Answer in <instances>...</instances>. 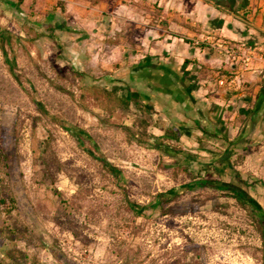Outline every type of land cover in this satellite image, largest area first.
Segmentation results:
<instances>
[{"label": "rangeland", "instance_id": "374dc122", "mask_svg": "<svg viewBox=\"0 0 264 264\" xmlns=\"http://www.w3.org/2000/svg\"><path fill=\"white\" fill-rule=\"evenodd\" d=\"M27 15L0 10V264H14L12 249L23 264H264L252 204L227 189H182L210 173L264 211V181L174 157L153 113L126 103L127 84Z\"/></svg>", "mask_w": 264, "mask_h": 264}, {"label": "crops", "instance_id": "0c3cea01", "mask_svg": "<svg viewBox=\"0 0 264 264\" xmlns=\"http://www.w3.org/2000/svg\"><path fill=\"white\" fill-rule=\"evenodd\" d=\"M4 7L43 18L80 63L127 84L167 131L160 136L174 157L264 181V70L244 74L237 92L220 88L226 56L200 43L213 33L264 50V0H0Z\"/></svg>", "mask_w": 264, "mask_h": 264}, {"label": "trees", "instance_id": "16d2710c", "mask_svg": "<svg viewBox=\"0 0 264 264\" xmlns=\"http://www.w3.org/2000/svg\"><path fill=\"white\" fill-rule=\"evenodd\" d=\"M2 37H10L9 33L7 34L6 32H1ZM110 80V79H109ZM111 81V80H110ZM128 94V91H127ZM126 94V96H127ZM133 102L139 110H146V111H152V108L149 106H145L140 102L139 96L135 93L130 92L128 95V98L126 100V103H130ZM126 104V105H127ZM72 134L77 138V140H79L81 143L82 141H84V139L86 138V135H84V133L82 131H72ZM85 137V138H84ZM2 155L6 158V160H8V154L5 153L4 151H2ZM103 165L105 166V168L115 177L117 178H121L122 177V171L117 168L116 166L112 165L111 163H109L106 160L102 161ZM235 176L234 178L240 182L241 184L246 185V182L242 181L240 175H238V173L236 171H234ZM259 182V181H258ZM261 185L264 186V183H261ZM209 188V189H227L230 192H232V194L240 201H245L247 203H250L253 205L254 208V212L257 214L258 220L261 224V229L262 231L264 230V211L263 209L256 204V202L248 195V193L242 189L239 185H235L234 183H223L220 181H215L213 179V177L211 176L210 173H206L205 177L203 179H200L199 181L195 182L194 184H190V185H186L185 187H182V189H186V190H192L194 188ZM57 192V191H56ZM179 191L175 190L174 192L170 193V194H163L159 196V200L160 202H165L166 204L170 203L172 201V199L170 197L177 195ZM57 194H60L57 192ZM166 198V199H165ZM2 204H5V201H1ZM11 204H14L15 201L13 199H11ZM264 232V231H263ZM7 257L10 258L14 264H23V259L25 258L22 253L20 251H16V250H9L7 252Z\"/></svg>", "mask_w": 264, "mask_h": 264}, {"label": "built area", "instance_id": "2783aa9c", "mask_svg": "<svg viewBox=\"0 0 264 264\" xmlns=\"http://www.w3.org/2000/svg\"><path fill=\"white\" fill-rule=\"evenodd\" d=\"M200 43L216 48L226 56L227 72L218 81L220 88L237 92L241 89L244 74L264 70V50L260 47L235 45L213 33L203 36Z\"/></svg>", "mask_w": 264, "mask_h": 264}]
</instances>
